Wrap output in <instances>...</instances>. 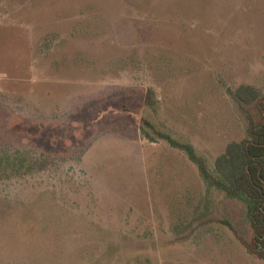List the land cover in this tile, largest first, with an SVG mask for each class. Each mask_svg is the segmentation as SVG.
<instances>
[{
  "label": "rangeland",
  "instance_id": "374dc122",
  "mask_svg": "<svg viewBox=\"0 0 264 264\" xmlns=\"http://www.w3.org/2000/svg\"><path fill=\"white\" fill-rule=\"evenodd\" d=\"M261 101L264 0H0V155L33 169L0 178V264H264L245 203L141 132L213 169Z\"/></svg>",
  "mask_w": 264,
  "mask_h": 264
},
{
  "label": "trees",
  "instance_id": "16d2710c",
  "mask_svg": "<svg viewBox=\"0 0 264 264\" xmlns=\"http://www.w3.org/2000/svg\"><path fill=\"white\" fill-rule=\"evenodd\" d=\"M152 94L148 92L146 99L150 107L153 106ZM237 97L242 102H257L259 92L254 87L243 86L238 89ZM257 108L258 116L249 115L246 138L229 144L217 158L213 169L192 145L155 130L146 120H143L141 132L147 140L155 143L157 139L145 129V126H149L160 140L188 155L210 190L214 189L229 199L245 203L252 240L245 242L244 246L249 254L264 260V101L259 102ZM21 169H26L25 172L33 170L27 165V160L20 156L0 155V178L18 175Z\"/></svg>",
  "mask_w": 264,
  "mask_h": 264
}]
</instances>
